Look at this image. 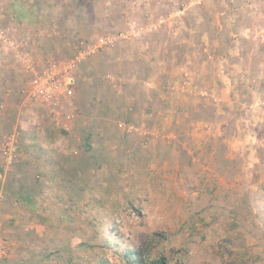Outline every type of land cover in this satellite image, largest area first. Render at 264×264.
<instances>
[{"label": "rangeland", "instance_id": "374dc122", "mask_svg": "<svg viewBox=\"0 0 264 264\" xmlns=\"http://www.w3.org/2000/svg\"><path fill=\"white\" fill-rule=\"evenodd\" d=\"M122 14L136 27L157 21L168 44L176 43L167 19H182L183 28L191 20L198 44L200 31L232 17L221 34H240L251 58V78L243 80L250 82L232 108L251 111L258 101L257 144L183 130L172 144L155 137L145 144L116 130L117 117H127L129 69L121 54L137 46L129 39L79 66L73 104L64 110L80 116L69 130L57 128L44 106L26 99L30 74L0 42V146L11 134L19 140L18 161L6 170L23 175L0 176V264H127V249L140 251L144 264L161 257L154 264H264V0H0V26L26 38L35 65L70 56L81 40L124 32ZM251 85L261 86L257 100ZM113 108L120 113L110 114ZM198 110L214 118L213 108ZM46 134L52 145L39 146ZM34 172L42 176L30 177Z\"/></svg>", "mask_w": 264, "mask_h": 264}, {"label": "crops", "instance_id": "0c3cea01", "mask_svg": "<svg viewBox=\"0 0 264 264\" xmlns=\"http://www.w3.org/2000/svg\"><path fill=\"white\" fill-rule=\"evenodd\" d=\"M223 13L224 10H221L220 14ZM126 17L122 14L124 21ZM226 18L230 19L232 17L226 15ZM225 19L223 15L221 19L217 20L216 28L210 26L203 32L200 31V37L198 38L202 41L198 44L191 42V37L195 36V32L191 28V20H187L188 24H185V28H183L180 24L184 22L182 19L175 21L173 19H167L168 26L164 27H168L167 33L176 44L172 42L168 44L163 34L161 32L158 33L163 27L157 21L153 23V26L149 25V23L152 24L149 17L145 20L149 21L144 23L146 25L142 36L138 39H129L137 40L133 41L136 42L137 46L135 48H128L121 54L123 56L122 59H125L123 66L129 69L126 73L128 77L125 80L129 81V88L125 91L128 100L124 101L123 107V110H125L124 116L127 117L122 121L117 117L114 122L116 130L121 131L127 137L130 135V138L133 137L132 135H141L145 144L149 138L164 139L166 142L172 144L173 141L178 140L179 135L176 131L180 132V130L196 136L197 139L201 135L206 139L207 135H211V131H214V133H217L227 140L233 137L235 140L234 144L240 147L257 144V142L253 144L259 138L257 135L259 126L257 124L259 123L261 125L262 123L259 119L262 117H260L261 111L259 108L261 109V107L258 106V101L249 104L252 113L248 109V106L244 110H240L241 107L237 108V104L234 106V109L232 108L234 102L240 99L239 97L241 95H245L241 91V86L250 82V80L248 82L243 81L245 77L251 78L249 70L246 69V66L251 63V58L247 53L250 48L248 49L246 47L244 39L236 32H228L225 29L226 33L224 35L221 34L223 31L221 23L225 24ZM130 22H132V19L127 17L125 21L127 28ZM175 23H177L176 27ZM152 26L154 27L153 29ZM184 29H186L185 32ZM228 33L230 35L229 37ZM20 36L28 43L23 35L20 34ZM88 40L90 39L84 42ZM129 40L126 39L123 42L126 43ZM81 43H83L82 40L74 49ZM111 49L108 47L105 50L108 51ZM49 58L52 57H48L42 61L45 62ZM118 59L119 57L115 61H118ZM137 64L140 65L138 71L135 68ZM112 79L115 80L114 77ZM116 83L115 90L120 92L121 87L120 85L117 86L118 83ZM249 87L252 88V90L250 88L252 100H257L256 95L257 98L261 97L259 92L260 88H258L261 86L251 85ZM66 105L67 107L69 106L67 101L62 100L59 110L61 112L64 111V113L62 115L60 114L57 118L49 112L48 108L42 105L47 114L51 116L55 127L63 130H69L73 125V121L80 116L77 110L73 112V107L64 110V106ZM202 107L213 108V111H215L214 118L212 116L208 119H205V116H202V118L198 117L201 113L198 108ZM109 108L110 105L106 108L107 114ZM95 109L97 111L96 114H104V111L100 112L101 109L98 106ZM116 109L113 108V111L110 110L109 113L113 115L120 113ZM241 111L244 114H240L239 116L235 115L237 112L241 113ZM71 113L72 117L67 119L66 115ZM118 115L121 116L120 114ZM244 115L247 116V119L243 118ZM3 119L8 120L5 117ZM136 122L140 126H138L139 130ZM127 127H131V130H128ZM212 128L213 130H211ZM205 133L208 134L206 135ZM90 135L93 136L92 133ZM50 138L51 136L46 134L44 136L45 140H40L42 142L41 144L38 143L39 146L52 145L53 140ZM33 142L34 138L32 137L31 141H27L28 147L33 148L37 146ZM19 143V140L16 139L13 146H11L15 154L13 162L9 166L3 165L4 168L0 170V174L2 173L0 175L1 178L5 180L11 177L23 176L19 171L15 175L9 170H6L18 161L17 152L19 151ZM32 161H34V157H28L23 162V165L32 163ZM17 169L21 170L19 167ZM34 173L33 176L30 174V177L33 178L36 176V178H39L42 176V174H38L39 172ZM7 191H9L8 187ZM2 216L4 218L7 217L4 214Z\"/></svg>", "mask_w": 264, "mask_h": 264}, {"label": "built area", "instance_id": "2783aa9c", "mask_svg": "<svg viewBox=\"0 0 264 264\" xmlns=\"http://www.w3.org/2000/svg\"><path fill=\"white\" fill-rule=\"evenodd\" d=\"M144 28V26L136 27L129 24L124 32L97 36L81 43L70 56L49 58L40 65H35L27 56L28 53L25 51L27 42L20 35H16L10 26H0V42L8 52L17 57L26 72L30 74L28 85L24 90L26 99L44 105L57 118L64 113L59 110L62 100L67 101L69 106L73 104L75 73L79 66L91 55L102 49L113 47L119 41L140 38L145 31ZM0 108H2V103H0ZM66 117L71 118L72 113L67 114ZM127 129L131 130V127ZM14 137L13 134L7 136L0 146L5 166H9L15 158L11 147L16 141Z\"/></svg>", "mask_w": 264, "mask_h": 264}, {"label": "trees", "instance_id": "16d2710c", "mask_svg": "<svg viewBox=\"0 0 264 264\" xmlns=\"http://www.w3.org/2000/svg\"><path fill=\"white\" fill-rule=\"evenodd\" d=\"M124 260L127 262V264H144V260L141 256V252L138 250H132L127 249L124 254ZM164 263L163 257L160 258V260L153 261L152 263ZM102 263V262H101Z\"/></svg>", "mask_w": 264, "mask_h": 264}]
</instances>
